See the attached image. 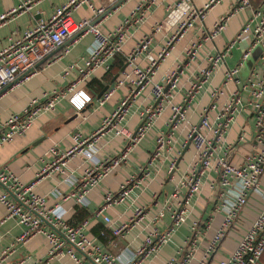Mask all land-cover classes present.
I'll use <instances>...</instances> for the list:
<instances>
[{
  "label": "crops",
  "instance_id": "1",
  "mask_svg": "<svg viewBox=\"0 0 264 264\" xmlns=\"http://www.w3.org/2000/svg\"><path fill=\"white\" fill-rule=\"evenodd\" d=\"M65 1L39 0L29 10L4 22L1 21L0 49L17 40L35 22L48 19L55 7ZM117 1L91 0L95 9H104V12L99 15H95L86 4L81 5L72 13L74 20L92 19L93 22L98 23L101 31L107 33L121 25L135 6L143 4L142 22L128 26V38L121 51L109 60L108 68H97L89 77L77 82L78 69L83 66L87 48L92 43V35L86 33L76 36L75 34L74 38L64 42L63 48L53 51L52 55L37 67L35 74L19 81L18 84L7 87L0 93V129L11 113L20 112L32 98H41L44 93L65 89L75 84V88H83L92 96V102L80 114H76L67 100L63 99L51 114H43L35 119L24 134L16 135L10 142L0 145V167L7 165L23 184L35 181L34 192L46 196L48 206L60 205L66 210L65 221L70 226H78L87 221L88 226L85 230L87 236L98 241L104 251L112 254L120 252L119 260L123 261L127 260L130 254L142 244L146 236L165 229L168 224V215L162 210L163 205L166 200L169 204L175 205L176 200L170 198V194L179 176L188 169L192 160L193 147L190 142L188 143L186 136L189 128L198 125L202 109L213 102L215 107L208 110V116L211 119L215 117L226 96L234 90L232 81L224 83L225 69L240 62L238 76L247 73L249 68H244V62L250 58L252 64L254 63L257 47L253 48L247 59L241 61L242 51L246 49L247 44L237 43L228 51L223 60L218 62L209 80L189 99L184 112L187 122H181L175 129L169 154L162 155L148 164L155 137L159 131L165 129L170 116L169 106H166L154 118L143 137L131 146L125 160L114 167L96 187L88 192L82 206L75 205L73 199L64 200V197L76 189L84 170L90 163H103L117 156L128 145V139L112 133L105 134L96 141L97 152L92 162L86 160L84 154H75L67 160L64 173L38 176L44 164L54 158L50 150L54 148L57 153L66 151L73 145V134L79 132L82 135H89L98 129L102 120L116 109L130 87L125 81L101 105L97 102L98 93L107 84L112 87L117 80L123 77L124 73L131 74L133 66L144 68L152 59L156 62L151 73V82L161 83L165 87L162 80L164 73L178 69L176 87L172 92L170 102L172 104L182 103L190 82L207 64L205 55L214 54L216 50L222 49L231 41L253 9L259 7L263 0H248V5L232 12L231 9L237 4V0H217L206 9L203 7L209 0H188L179 7L176 6L179 0H121L119 4H116ZM16 5L17 0H0V15ZM187 8L201 10L202 17L196 18L190 26L185 27L180 34L174 37L167 48V53L157 59V53L166 45L167 40L176 30L181 11ZM224 15L229 16L223 28L212 39L203 40L205 34L211 31L213 23ZM144 36L148 37L147 46L134 55L132 62L128 64L126 56L138 46ZM196 42H199V46L193 59L186 60L185 49L191 43ZM66 47H68L67 52H65ZM126 63L127 66L121 70ZM115 75L117 78L111 83ZM214 87L222 91L216 100L210 95V90ZM149 88V85L144 87L131 102L127 121L123 124L130 133L134 132L140 123V111L145 107H150L154 102ZM247 114L246 111L239 113L234 123L228 125L223 134L224 141L231 143L233 147L227 151L228 161L233 165H237L242 157L254 148L252 121ZM51 117L52 122H50ZM240 129L245 131V135L241 141H236ZM173 157L175 158L174 168L169 171L168 166ZM139 167H147L149 175L130 190L128 197L121 204L111 206L105 211V216L111 220V224H105L101 217L93 216L95 210L102 205L104 196L107 193H117L119 186L129 176L137 173ZM213 176L212 172L208 173V178ZM208 178L205 177L203 180L200 192L193 201L189 217L172 235L169 243L141 264H164L174 256L178 248L183 246L185 238L190 235L192 222L209 221L207 228L202 227L201 224L199 227L202 236L193 259L189 263L196 264L222 219L221 212L215 211V194L209 190ZM258 184L264 189V169ZM3 191L0 188V192ZM261 205L262 202L256 194L248 195L245 206L209 258L208 264H219L233 252L237 242L257 216ZM139 207L145 210L139 221L131 223L133 210ZM160 213H162L161 218L158 217ZM5 216L6 210L0 204V256L3 252L5 253L1 257L0 264H74L65 255L49 258L50 245L42 236H35L23 245L14 244L15 238L21 235L24 227L14 220L3 222ZM124 224L128 225V228L122 232L120 237L114 238L111 230ZM102 233L105 234V238H100ZM112 244H116V247ZM257 264H264V254Z\"/></svg>",
  "mask_w": 264,
  "mask_h": 264
},
{
  "label": "built area",
  "instance_id": "2",
  "mask_svg": "<svg viewBox=\"0 0 264 264\" xmlns=\"http://www.w3.org/2000/svg\"><path fill=\"white\" fill-rule=\"evenodd\" d=\"M39 0H17V5L6 13L0 15V22L27 11ZM188 0H179L176 6L187 3ZM217 0H209L204 5L206 9ZM86 4L99 15L104 12L103 8L95 9L91 0H66L55 7L48 19L39 20L33 26L27 28L15 41L0 49V90L4 87H11L25 80L37 72V64L56 49L62 47L68 39L74 38L75 34L92 35V43L87 48L83 66L78 69L77 82L89 77L97 68H108L109 60L121 51V48L128 38V26H134L142 22L144 15L143 4L135 6L128 18L117 26L113 31L103 32L98 23L92 19L83 18L74 20L72 13L81 5ZM248 5V0H237V4L231 9H241ZM191 10V11H190ZM187 8L182 10L177 28L174 34L167 40L166 45L157 53V59L167 53L171 40L180 32L192 24L196 18L202 17L201 10ZM229 15L219 17L210 32L206 33L203 40L212 39L214 35L226 24ZM245 42L246 49L242 51L240 60H245L255 47L259 52L251 65L248 74L244 78L238 76L237 65L226 68L224 71V83L232 81L234 90L231 91L224 102L220 105L214 118L208 116V110L215 107L214 102L204 107L199 114L197 126H191L186 134L188 141L193 147L191 163L186 171L181 173L176 186L173 188L170 198L176 200L175 205L165 201L163 211L168 215V224L161 232H154L146 236L142 244L134 250L127 260H119L118 254L104 251L102 245L90 239L85 230L88 222L84 221L78 226H70L65 221L66 210L60 205L48 206L46 196L34 192L35 181L30 184H23L7 165L0 167V204L6 210V216L2 220H14L24 227L20 236L15 238L14 244H25L35 236L44 237L49 245V258L68 256L74 264H141L143 261L153 257L157 251L168 244L172 235L186 221L190 215L193 201L200 192L204 178L212 172L213 177L208 178L209 190L215 194L216 212H221L220 225L213 231L207 246L196 264H208L209 258L215 252L218 244L225 236L227 230L237 218L241 209L245 206L249 194H256L261 202V208L251 223L249 229L242 235L236 244L233 252L219 264H257L264 253V189L259 187V177L264 169V0L260 6L253 9L248 19L241 25L233 39L225 44L214 54H206V66L201 68L194 77L185 92L182 103L172 104L170 102L173 90L176 87L177 71L172 70L164 73L161 83L151 82V73L156 60L152 59L144 68L133 66L131 74L124 73L123 77L117 80L112 87H109L99 98L98 104H103L113 91L128 82V93L120 100L116 109L106 116L98 129L89 135H82L79 132L72 135L73 145L71 148L57 153L52 148L50 154L54 158L44 164L38 176H48L52 173H64L65 164L70 156L84 154L86 160L92 162L97 152L96 141L105 134L121 135L128 139V145L124 150L103 163H90L84 170L80 183L76 189L64 200L73 199L74 204L82 206L88 192L99 184L114 167L125 160L131 146L135 145L148 130L154 118L161 111L169 106L170 116L166 122L165 129L159 131L154 140V147L151 152L148 164L152 160L169 154L173 134L181 122L185 119V108L189 99L196 94L200 87L209 80L213 71L216 70L218 62L223 60L228 51L237 43ZM148 43V37H143L138 46L126 56L128 64L132 62L134 55L144 50ZM199 42L191 43L185 49L186 60L193 59ZM63 48V47H62ZM68 47L65 48L67 52ZM147 85L153 99L150 107L140 111V123L134 132L130 133L123 124L127 121L131 102L135 95ZM222 94L219 88H212L210 95L214 100ZM66 99L73 111L80 114L86 106L92 102V96L83 88H75V84L65 89H56L44 93L41 98H32L30 102L20 111L11 113L0 129V145L10 142L14 136L24 134L39 116L51 114L56 105ZM246 111L252 121V141L254 148L246 153L237 165L228 161L227 151L231 150L232 144L226 143L223 134L228 125L234 123L236 116ZM53 118H50V122ZM245 131L240 129L236 141H241ZM174 160L169 163V171L174 168ZM149 172L147 167H139L137 173L128 177L119 186L117 193H107L103 198L102 205L95 210L93 216L101 217L105 224H111V220L105 216V211L111 207L121 204L127 197L130 190L147 178ZM144 208L139 207L133 210V223L140 220ZM162 217V213L158 215ZM202 227L207 228L209 221L192 222L190 235L183 242V246L174 252L164 264H189L198 248ZM128 225H120L111 230L114 238L121 236ZM100 238H105L102 233ZM116 247V244H112ZM0 256V263L2 256Z\"/></svg>",
  "mask_w": 264,
  "mask_h": 264
},
{
  "label": "water",
  "instance_id": "3",
  "mask_svg": "<svg viewBox=\"0 0 264 264\" xmlns=\"http://www.w3.org/2000/svg\"><path fill=\"white\" fill-rule=\"evenodd\" d=\"M117 2H118V3H117ZM117 2H116V4H119V3L121 2V0H118ZM111 9H112V8H111ZM111 9H110V10H111ZM110 10H109V11H110ZM66 44H68V42H67ZM64 45H65V44H64ZM64 45H63V46H64ZM63 46H62V47H63ZM62 47H60V48H62ZM60 48H59V49H60ZM51 55H52V53H51L50 55L46 56V57H45L42 61H40L36 66L38 67L42 62L46 61ZM126 66H127V63L124 64V66H123V68H122L121 70H124V68H125ZM116 78H117V75H115V76L113 77V79L111 80V83L114 82ZM8 86H9V85H8ZM8 86H6V87H4L3 89H1V90H0V93L3 92ZM108 88H109V84H107V85H106V86H105V87H104V88L98 93L97 98H99V97H100V96H101V95H102V94H103ZM164 89H166V87H165ZM154 104H155V102H154ZM154 104H153V105H154ZM188 143H189V141H188ZM188 143H187V144H188Z\"/></svg>",
  "mask_w": 264,
  "mask_h": 264
},
{
  "label": "rangeland",
  "instance_id": "4",
  "mask_svg": "<svg viewBox=\"0 0 264 264\" xmlns=\"http://www.w3.org/2000/svg\"><path fill=\"white\" fill-rule=\"evenodd\" d=\"M256 50H257V53H258V52H259V47H257ZM255 58H256V56H255ZM249 59H250V58H249ZM249 59H248L247 61L244 62V68H245V69H246V68H249V69L247 70V73L245 72L244 75H240V74H239V77H240V78H244V77L248 74V72H249V70H250V67H251L250 64H252V61H251V59H250V60H249ZM249 66H250V67H249ZM245 69H243V70H245Z\"/></svg>",
  "mask_w": 264,
  "mask_h": 264
},
{
  "label": "trees",
  "instance_id": "5",
  "mask_svg": "<svg viewBox=\"0 0 264 264\" xmlns=\"http://www.w3.org/2000/svg\"><path fill=\"white\" fill-rule=\"evenodd\" d=\"M263 254H264V253H263ZM263 254H262V256H263ZM262 256H261V257H262ZM261 257H260V259H261ZM260 259H259V260H260ZM258 262H259V261H258Z\"/></svg>",
  "mask_w": 264,
  "mask_h": 264
}]
</instances>
